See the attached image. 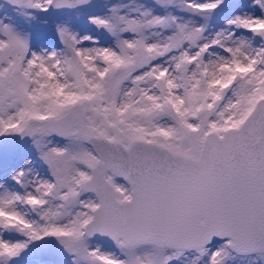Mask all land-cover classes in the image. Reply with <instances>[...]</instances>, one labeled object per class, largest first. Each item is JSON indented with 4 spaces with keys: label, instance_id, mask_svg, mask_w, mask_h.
Segmentation results:
<instances>
[{
    "label": "snow or ice",
    "instance_id": "1",
    "mask_svg": "<svg viewBox=\"0 0 264 264\" xmlns=\"http://www.w3.org/2000/svg\"><path fill=\"white\" fill-rule=\"evenodd\" d=\"M0 264H264V0H0Z\"/></svg>",
    "mask_w": 264,
    "mask_h": 264
}]
</instances>
